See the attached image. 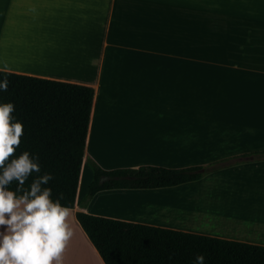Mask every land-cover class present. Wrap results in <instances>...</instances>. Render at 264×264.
<instances>
[{"label":"crops","instance_id":"0c3cea01","mask_svg":"<svg viewBox=\"0 0 264 264\" xmlns=\"http://www.w3.org/2000/svg\"><path fill=\"white\" fill-rule=\"evenodd\" d=\"M5 65L93 88L59 264H105L76 210L264 245V157L253 158L264 151V0H0ZM242 154L195 180L106 188L84 201L90 161L173 168ZM189 186L200 193L185 194ZM117 198L191 210L200 222L117 208Z\"/></svg>","mask_w":264,"mask_h":264},{"label":"trees","instance_id":"16d2710c","mask_svg":"<svg viewBox=\"0 0 264 264\" xmlns=\"http://www.w3.org/2000/svg\"><path fill=\"white\" fill-rule=\"evenodd\" d=\"M9 81L7 91L0 90V103L15 106L12 116L23 124L20 146L14 156L24 151L39 156L41 173L53 175L47 187L53 199L64 194L62 205L73 207L84 141L92 104L90 85L63 81L0 69V81ZM250 154L233 156L207 164L185 167L140 165L102 169L90 161L92 178L84 201L106 188H154L180 184L200 178L224 165L244 161ZM264 157V151L253 158ZM11 159V158H10ZM80 174V175H79ZM37 174L25 183L28 188ZM101 177H105L100 180ZM16 189L13 182L11 190ZM75 217L105 264H264V245L227 239L91 214L76 210Z\"/></svg>","mask_w":264,"mask_h":264},{"label":"clouds","instance_id":"9594fccd","mask_svg":"<svg viewBox=\"0 0 264 264\" xmlns=\"http://www.w3.org/2000/svg\"><path fill=\"white\" fill-rule=\"evenodd\" d=\"M4 72L10 69L5 65ZM9 81H0L7 91ZM13 103H0V264H59L72 230L66 222L72 209L62 205L63 193L53 199L47 187L54 179L41 173L39 156L24 151L14 156L20 146L23 124L12 116ZM11 158V159H10ZM37 175L28 188L25 183ZM15 182L16 189L11 190ZM204 264V256L196 257Z\"/></svg>","mask_w":264,"mask_h":264},{"label":"rangeland","instance_id":"374dc122","mask_svg":"<svg viewBox=\"0 0 264 264\" xmlns=\"http://www.w3.org/2000/svg\"><path fill=\"white\" fill-rule=\"evenodd\" d=\"M91 178H92V167H91V165H87V167L85 168L83 180H84V182H85V180L90 181ZM199 189L200 188H198L197 186L196 187L189 186L187 188H183V190H185L186 192L182 190V193L184 194V192H185V194H187V192H191V193L199 192ZM182 199H184V196L182 197ZM116 201L119 202V203H116L117 208L122 207L123 209L128 210V211L129 210H139V211H137V213L141 212L143 214H152V216H157V217H161V218H165V219H169V220L188 221V219H189V221L193 222L195 220H198V218L200 217V215L198 216V214H193L194 213L193 211H190L188 213L186 212V214L184 215L183 213H175V212L169 213L168 211H165L164 209H152L146 203L139 204V203H134L133 201H130V200L129 201L128 200L120 201L119 198H117ZM111 204H112L111 206H113L114 203H111ZM108 206L110 207V203ZM172 215H174V216H172ZM174 217H175V219H174ZM198 222H200V218H199Z\"/></svg>","mask_w":264,"mask_h":264},{"label":"bare ground","instance_id":"6f19581e","mask_svg":"<svg viewBox=\"0 0 264 264\" xmlns=\"http://www.w3.org/2000/svg\"><path fill=\"white\" fill-rule=\"evenodd\" d=\"M199 193H200V192H199ZM196 194H198V192H197ZM215 203H216V202H215ZM194 205H195V204H194ZM215 210H216V209H215ZM190 211H191V210H190ZM193 212H194V211H193ZM193 214H194V213H193ZM193 214H192V215H193ZM184 215H185V214H184ZM199 215H200V214H198V216H199ZM172 216H174V215H172ZM174 219H175V217H174ZM192 219H193V218H192ZM192 219H191V220H192ZM198 219H199V218H198ZM212 219H213V218H212ZM243 219H245V218L243 217ZM176 220H177V219H176ZM178 220H179V219H178ZM181 220H182V219H181ZM188 220H189V219H188ZM203 220H204V219H203ZM241 220H242V219H241ZM242 221H243V220H242ZM243 226H244V223H243Z\"/></svg>","mask_w":264,"mask_h":264},{"label":"water","instance_id":"95a60500","mask_svg":"<svg viewBox=\"0 0 264 264\" xmlns=\"http://www.w3.org/2000/svg\"><path fill=\"white\" fill-rule=\"evenodd\" d=\"M105 177H101L100 180H103Z\"/></svg>","mask_w":264,"mask_h":264}]
</instances>
